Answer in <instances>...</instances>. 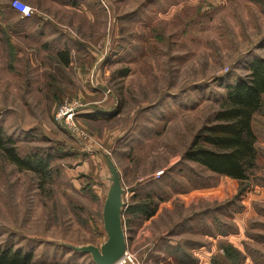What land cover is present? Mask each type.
<instances>
[{
  "label": "rangeland",
  "instance_id": "374dc122",
  "mask_svg": "<svg viewBox=\"0 0 264 264\" xmlns=\"http://www.w3.org/2000/svg\"><path fill=\"white\" fill-rule=\"evenodd\" d=\"M32 1L43 8L49 3ZM11 2L0 0V24L16 22L6 12ZM74 2L60 0L55 24L79 41L87 40L86 28L91 37L104 34L105 43L93 48L101 52V63L91 66V75L101 70L118 113L92 130L80 124V112L84 135L58 124L55 113L63 100L79 99L84 108L91 97L74 88L54 96L58 89L48 88V81L7 80L16 52L4 47L0 30V125L20 155L50 156L45 178L0 157V245L33 251L31 264H95L90 254L63 243L100 246L107 239L102 212L110 172L90 158L100 148L115 160L125 189L123 224L135 257L127 264H167L177 220L231 230L233 213L264 190V94L253 120L258 164L249 179L214 173L185 157L228 85L249 74L254 59L264 58V0ZM254 211L247 231L259 239L253 264H264V197ZM226 248L234 264L244 263L240 251L224 242Z\"/></svg>",
  "mask_w": 264,
  "mask_h": 264
},
{
  "label": "crops",
  "instance_id": "0c3cea01",
  "mask_svg": "<svg viewBox=\"0 0 264 264\" xmlns=\"http://www.w3.org/2000/svg\"><path fill=\"white\" fill-rule=\"evenodd\" d=\"M24 1L35 6L32 16H23L10 4L6 12L13 14L17 20L11 25L0 24L4 47L16 52L17 60L15 58V61L18 62L14 60L9 62L7 80H18L23 77V80L29 82L48 81V88L58 89L54 96L60 92H62L60 95L72 93L70 89L74 88L75 94L91 97L81 111L80 124L92 130H95L94 128L98 124H106L105 114L112 113L117 108L116 97L111 89L104 85L106 78L99 68L96 75L95 72L94 75H91V66H94L95 62L97 65L101 63V52L95 51L93 48L96 43H99V40H103L105 43L106 37L104 34L91 37L89 34L92 32L86 28L83 35L88 42H86L87 40L79 41L78 38L66 32L63 27L57 26L55 20L61 12L58 8L60 0H46L49 2L46 8L40 6L36 1ZM72 1L75 3L74 0ZM65 6L66 11L72 8L71 4ZM84 7L82 8L84 9ZM3 12H0V15ZM90 38L95 40H89ZM80 48L84 49L81 57L79 56ZM82 80L80 90L79 82ZM57 82L59 83L56 85ZM96 114L98 117H94ZM90 158L96 164L102 162L105 164L96 152L90 154ZM263 192L264 190L261 191L260 196L252 195L244 202L241 211L233 213L232 218L236 222V227L233 226L231 230L223 231L216 227L213 230L207 229L205 223L200 227L196 224L200 220L191 224L192 227H190L188 218L177 220L170 229L171 236L168 241L170 248L165 253L166 263L234 264L232 252L223 249V243L228 242L246 258L243 264H253L256 256L254 245L259 242V239L251 237L247 232L250 225L248 220L253 218L254 207L259 199L262 200L264 197ZM259 224L262 225L260 222ZM259 231L255 230L254 233L260 234ZM181 238L184 241L183 244ZM248 261L250 262L248 263Z\"/></svg>",
  "mask_w": 264,
  "mask_h": 264
},
{
  "label": "trees",
  "instance_id": "16d2710c",
  "mask_svg": "<svg viewBox=\"0 0 264 264\" xmlns=\"http://www.w3.org/2000/svg\"><path fill=\"white\" fill-rule=\"evenodd\" d=\"M249 69V74L228 85L225 100L212 121L199 130L185 154L187 159L198 162L206 169L238 181L249 179L258 164L257 135L253 120L263 106L264 58L254 59ZM116 113L118 108L112 113H106V119ZM0 157L15 164L20 170L39 173L42 178L48 175L50 156L43 159L36 154L20 155L16 141L6 134L2 125ZM33 258V251L0 245V264H31Z\"/></svg>",
  "mask_w": 264,
  "mask_h": 264
},
{
  "label": "water",
  "instance_id": "95a60500",
  "mask_svg": "<svg viewBox=\"0 0 264 264\" xmlns=\"http://www.w3.org/2000/svg\"><path fill=\"white\" fill-rule=\"evenodd\" d=\"M93 151L101 156L110 172V183L102 212L107 239L100 246L91 243L79 246L71 243L63 244L74 251L90 254L95 264H114L128 250V241L123 224L125 189L120 171L110 153L100 148H93Z\"/></svg>",
  "mask_w": 264,
  "mask_h": 264
},
{
  "label": "built area",
  "instance_id": "2783aa9c",
  "mask_svg": "<svg viewBox=\"0 0 264 264\" xmlns=\"http://www.w3.org/2000/svg\"><path fill=\"white\" fill-rule=\"evenodd\" d=\"M11 7L25 17H30L34 14V9L29 4L21 0H12ZM82 108L83 104L79 99H65L60 103L56 110L55 121L69 131L84 135L85 132L77 122V116L82 111ZM133 260H135L134 255L127 250L125 255L114 264H127ZM136 262L137 264H142L139 261Z\"/></svg>",
  "mask_w": 264,
  "mask_h": 264
}]
</instances>
